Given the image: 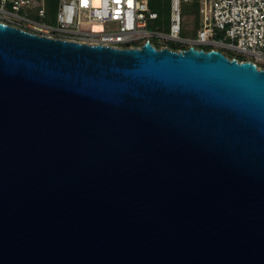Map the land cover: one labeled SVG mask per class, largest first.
Wrapping results in <instances>:
<instances>
[{"label":"water","instance_id":"95a60500","mask_svg":"<svg viewBox=\"0 0 264 264\" xmlns=\"http://www.w3.org/2000/svg\"><path fill=\"white\" fill-rule=\"evenodd\" d=\"M0 264H264V68L0 21Z\"/></svg>","mask_w":264,"mask_h":264},{"label":"built area","instance_id":"2783aa9c","mask_svg":"<svg viewBox=\"0 0 264 264\" xmlns=\"http://www.w3.org/2000/svg\"><path fill=\"white\" fill-rule=\"evenodd\" d=\"M169 5L165 22L148 0H57L52 12L46 0H0V21L89 44L140 47L148 39L155 48L217 49L264 68V0H170ZM186 9L197 17L189 33L182 26Z\"/></svg>","mask_w":264,"mask_h":264},{"label":"trees","instance_id":"16d2710c","mask_svg":"<svg viewBox=\"0 0 264 264\" xmlns=\"http://www.w3.org/2000/svg\"><path fill=\"white\" fill-rule=\"evenodd\" d=\"M46 1L49 7V12H52L57 0H46ZM148 3L151 9L155 10L158 13L159 19L163 18L166 22L167 20L166 17L169 14L170 0H148ZM195 9L196 11L198 9L197 3L195 5Z\"/></svg>","mask_w":264,"mask_h":264},{"label":"rangeland","instance_id":"374dc122","mask_svg":"<svg viewBox=\"0 0 264 264\" xmlns=\"http://www.w3.org/2000/svg\"><path fill=\"white\" fill-rule=\"evenodd\" d=\"M188 9L192 11V6L187 7ZM189 10V11H190ZM189 11L186 9L184 10V15L182 16V26L185 33H189L192 30V26L197 24V17L193 20V18L190 16ZM168 16L166 17V19ZM226 52V51H224ZM239 55V54H237Z\"/></svg>","mask_w":264,"mask_h":264}]
</instances>
